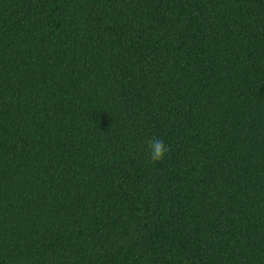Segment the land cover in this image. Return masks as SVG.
<instances>
[{"label":"trees","instance_id":"trees-1","mask_svg":"<svg viewBox=\"0 0 264 264\" xmlns=\"http://www.w3.org/2000/svg\"><path fill=\"white\" fill-rule=\"evenodd\" d=\"M0 264H264V0H0Z\"/></svg>","mask_w":264,"mask_h":264},{"label":"clouds","instance_id":"clouds-1","mask_svg":"<svg viewBox=\"0 0 264 264\" xmlns=\"http://www.w3.org/2000/svg\"><path fill=\"white\" fill-rule=\"evenodd\" d=\"M149 149V156L152 163L162 160L165 154L170 150L162 138L150 139L145 142Z\"/></svg>","mask_w":264,"mask_h":264}]
</instances>
